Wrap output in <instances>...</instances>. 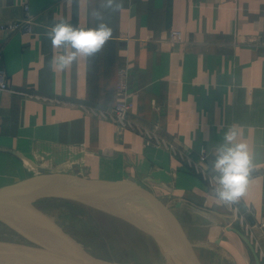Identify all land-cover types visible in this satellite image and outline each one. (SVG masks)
Instances as JSON below:
<instances>
[{
    "label": "crops",
    "instance_id": "0c3cea01",
    "mask_svg": "<svg viewBox=\"0 0 264 264\" xmlns=\"http://www.w3.org/2000/svg\"><path fill=\"white\" fill-rule=\"evenodd\" d=\"M99 7L100 0H0V23L35 15L33 33L0 30V69L14 90L0 94V188L64 164L164 208L186 264H264V0H123L120 11L104 13L113 36L102 51L54 71L48 26L66 19L93 27ZM171 30L181 42L170 41ZM124 66L134 125L123 128L84 108L120 98ZM233 126L256 166L232 222L208 178ZM146 133L150 146H172L164 174Z\"/></svg>",
    "mask_w": 264,
    "mask_h": 264
},
{
    "label": "water",
    "instance_id": "95a60500",
    "mask_svg": "<svg viewBox=\"0 0 264 264\" xmlns=\"http://www.w3.org/2000/svg\"><path fill=\"white\" fill-rule=\"evenodd\" d=\"M146 150L154 156V163L163 174L168 171L167 151L154 146H147ZM47 197L78 200L95 207L148 214L166 232L161 238L168 253V264H186V251L180 233L164 208L136 195L124 183L89 179L63 172L36 175L0 188V223L22 239H0V264H130L81 250L53 231L28 206L31 201Z\"/></svg>",
    "mask_w": 264,
    "mask_h": 264
},
{
    "label": "rangeland",
    "instance_id": "374dc122",
    "mask_svg": "<svg viewBox=\"0 0 264 264\" xmlns=\"http://www.w3.org/2000/svg\"><path fill=\"white\" fill-rule=\"evenodd\" d=\"M39 154L36 155L38 162L46 164L42 154ZM54 166L60 172L69 173L65 172L64 164ZM28 206L53 231L81 250L130 264H168V253L158 243V240L163 243L166 232L153 217L139 221L133 211L95 207L83 201L59 197L40 198L29 202ZM0 239L22 240L1 223Z\"/></svg>",
    "mask_w": 264,
    "mask_h": 264
},
{
    "label": "clouds",
    "instance_id": "9594fccd",
    "mask_svg": "<svg viewBox=\"0 0 264 264\" xmlns=\"http://www.w3.org/2000/svg\"><path fill=\"white\" fill-rule=\"evenodd\" d=\"M123 0H100V7L91 12L93 27L74 26L66 19L54 21L45 31L51 46L57 50L50 60L54 71L67 72L81 60L87 61L102 51L112 39L113 30L105 22V12H118ZM241 133L229 127L216 146L211 163V193L218 205L231 208L245 196L255 160L247 143L238 139Z\"/></svg>",
    "mask_w": 264,
    "mask_h": 264
},
{
    "label": "built area",
    "instance_id": "2783aa9c",
    "mask_svg": "<svg viewBox=\"0 0 264 264\" xmlns=\"http://www.w3.org/2000/svg\"><path fill=\"white\" fill-rule=\"evenodd\" d=\"M35 24V15H30L29 13H26V15L17 20H9L5 21L4 23H0V30H5L7 32H22V33H33V25ZM170 41L172 43L174 42H181L182 41V35L178 30H171L170 33ZM128 84V70L127 67H121L118 71L117 75V83H116V90L117 94L119 95V99L114 102L110 106H103V107H94L90 106L88 108H84L88 113L92 114L93 116L103 118L105 120H112L116 122L117 124H120L121 127L124 128V126L133 127L134 123L130 119V109L132 106V103L129 101L130 93L128 92L127 88ZM4 91H14L8 81V78L6 77L3 70L0 69V94ZM121 130V128H118ZM152 137L150 134L146 133V140L145 144L150 146ZM160 143V141H159ZM158 142L155 144L156 146H160ZM162 147V146H160ZM170 155L174 154V151L171 148H166ZM188 152H185V155H188ZM212 175L209 176L208 181L210 186L212 187ZM237 205L232 206L231 208H227V211L230 214V217L232 218V222L236 219L235 210L237 208ZM230 221V223H232ZM259 227H264V223L261 222L259 224Z\"/></svg>",
    "mask_w": 264,
    "mask_h": 264
},
{
    "label": "bare ground",
    "instance_id": "6f19581e",
    "mask_svg": "<svg viewBox=\"0 0 264 264\" xmlns=\"http://www.w3.org/2000/svg\"><path fill=\"white\" fill-rule=\"evenodd\" d=\"M122 212H128V211H122ZM133 212H135L134 214H136V218H137V220H150V216L148 215V214H145V213H141V212H136V211H133ZM152 225V224H151ZM142 227H144V226H142ZM147 227V226H146ZM146 227H144V228H146ZM149 227V226H148ZM148 233V232H147ZM158 243H159V245H160V240H158Z\"/></svg>",
    "mask_w": 264,
    "mask_h": 264
}]
</instances>
